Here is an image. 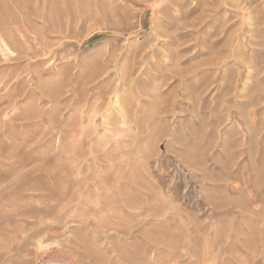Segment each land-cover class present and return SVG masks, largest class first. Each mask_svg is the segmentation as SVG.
Here are the masks:
<instances>
[{
	"label": "rangeland",
	"instance_id": "obj_1",
	"mask_svg": "<svg viewBox=\"0 0 264 264\" xmlns=\"http://www.w3.org/2000/svg\"><path fill=\"white\" fill-rule=\"evenodd\" d=\"M0 264H264V0H0Z\"/></svg>",
	"mask_w": 264,
	"mask_h": 264
}]
</instances>
